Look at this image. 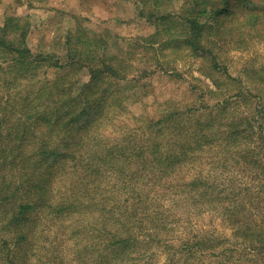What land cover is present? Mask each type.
<instances>
[{
  "label": "trees",
  "instance_id": "trees-1",
  "mask_svg": "<svg viewBox=\"0 0 264 264\" xmlns=\"http://www.w3.org/2000/svg\"><path fill=\"white\" fill-rule=\"evenodd\" d=\"M135 1L155 31L130 38L127 48L77 27L62 57L33 52L27 21L0 22V264L148 262L179 220L171 221L165 200L213 212L231 229V239L183 237L171 257L222 256L235 242L247 264H264V88L228 93L213 77L225 71L227 46L247 50L264 39V0ZM179 1L176 12L167 10ZM187 56L208 63L209 95L222 98L195 118V104L170 97L144 117L140 137L109 141L103 128L138 89L147 91L138 83ZM49 68L61 73L50 80ZM80 214L92 218L72 224ZM54 227L75 241L58 255Z\"/></svg>",
  "mask_w": 264,
  "mask_h": 264
},
{
  "label": "rangeland",
  "instance_id": "rangeland-1",
  "mask_svg": "<svg viewBox=\"0 0 264 264\" xmlns=\"http://www.w3.org/2000/svg\"><path fill=\"white\" fill-rule=\"evenodd\" d=\"M179 3L180 1L171 4L167 10L176 12ZM139 8L140 5L135 0H0V22L7 15L20 17L28 22L27 44L33 52H51L62 57L64 53L62 42L65 36L77 27L85 28L90 33L109 34L121 42L125 48L128 47L127 43L130 38L147 36L152 33L155 27L147 21L148 19L138 14ZM232 47L227 46L222 51L220 63L225 71L213 74V77L220 83V88H232L228 93H233L239 88L244 92L247 90L254 92L253 88L257 87L264 88V81L258 79L261 73L259 70L264 66V39L252 41L247 50ZM137 59L139 60V55ZM138 60L134 64L141 67ZM206 64L200 59L187 56L185 59H178L173 64L174 69L168 74L162 68H158L152 75L144 77L138 84L148 85L147 91L144 88L138 89L137 96L126 106V110L112 118V121L103 128L104 136L106 135L105 137L111 142L123 139L128 132L140 137L145 127V123L142 122L144 117L152 115L155 108L170 97L174 100L184 98V102L186 100L187 103L195 104L194 108H198L193 114L195 118L206 114L208 110L202 106L207 102L213 103L222 98V95L221 97L219 95L220 91L211 97L209 95L208 88L214 86L204 74L209 71L208 63ZM251 69L259 72L251 74ZM172 72L178 76L169 75ZM57 73L61 71L49 68L46 75L51 80ZM261 74L264 76L263 72ZM84 79L85 73H79V80ZM255 104L258 102H253L251 105ZM145 135H148V131ZM163 204L162 208L171 216V221L177 218L179 220L176 223H170L168 227L170 229L161 234V237L165 236L168 245L156 243L159 247L152 248V256L148 262L140 259L137 261L138 264H179L183 262L187 264H247V257H243V250H241L244 244L235 242L230 243L231 252H224L222 256L211 253V255L185 259L184 255L177 253L174 258L171 257L170 254L175 245L183 237L207 232L221 239H231V229L220 220V216L213 212L196 213L194 207H178L172 205L171 200H165ZM179 215L184 218L180 219ZM91 218L88 214H80L76 219L74 218L75 220H71V223H83L90 221ZM64 230L60 227L51 229L49 241L53 244L51 248L55 250V255L66 252L65 246L71 248L75 245L74 240L64 238ZM55 244L58 249L54 248ZM54 250H49L48 254ZM44 262L46 264V261ZM73 262L78 263L77 260Z\"/></svg>",
  "mask_w": 264,
  "mask_h": 264
}]
</instances>
